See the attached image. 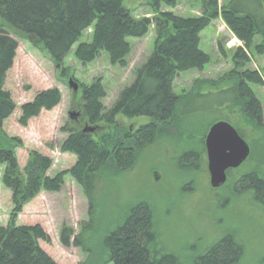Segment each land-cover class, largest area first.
<instances>
[{
	"label": "trees",
	"instance_id": "16d2710c",
	"mask_svg": "<svg viewBox=\"0 0 264 264\" xmlns=\"http://www.w3.org/2000/svg\"><path fill=\"white\" fill-rule=\"evenodd\" d=\"M124 1L0 0V20L4 27L20 38L29 39L34 46H41L60 66L79 44L75 53L79 62L93 63L105 53L112 65L125 68L131 52L128 38H144L152 27L156 36L152 55L109 110L102 104L106 93L100 80L80 88L83 90V118L90 126L102 123L114 126L118 117L149 118L151 123L125 137L102 136L99 141L78 130H66L69 137L60 146V152L74 156L76 163L71 169L50 177L53 160L37 152L30 154L21 171L16 149L22 143L3 132L4 123L17 109L5 86L18 43L0 27V168H5L2 184L11 192L13 204L8 225L0 228V264H57L40 246V242L50 244L43 228L40 225L18 227L16 221L23 208L41 192L60 193L66 177L82 187L89 205L88 220L80 225L77 235L66 225L60 230L63 247L79 248L86 255V260L79 264H183L180 256L161 247L155 212L149 203L132 206L122 221L112 215L107 224L101 217L100 196L111 175L121 176L135 168L139 148L161 136L162 129L177 122L188 108L189 116L197 114L203 108L196 109L197 100L208 97H221V101L210 106L212 111L233 108L234 127L244 140L246 133L253 135V147L250 146L253 158L250 156L247 162L251 160L256 164L254 169L240 175L239 196L249 193L256 204L264 207V156L259 161L255 156L257 148L264 150L263 108L252 90V86H262L264 82L258 72L247 69L248 51L254 50L264 57V0H257L259 6L253 8L237 6L233 1L221 7L219 0H194L201 4L200 16L195 18L160 13L162 6L175 9L177 0H154L153 10L158 15L141 20L134 19L124 9ZM218 20H222L244 44V48H236L233 54V70L215 81L197 80L188 94L176 95L174 83L180 74L203 71L211 63L210 56L201 50L200 35ZM92 28L91 39L81 43L84 33ZM257 38L260 42L255 45ZM219 52L227 56L222 47ZM61 99L58 89L39 93L32 102L20 107L18 124L27 127L29 121L43 111L54 110ZM228 115L226 112V117ZM202 155L203 151L185 152L177 161L179 165H188L185 162L188 156L200 159ZM244 254V245L235 236L227 235L208 247L194 262L238 264Z\"/></svg>",
	"mask_w": 264,
	"mask_h": 264
},
{
	"label": "rangeland",
	"instance_id": "374dc122",
	"mask_svg": "<svg viewBox=\"0 0 264 264\" xmlns=\"http://www.w3.org/2000/svg\"><path fill=\"white\" fill-rule=\"evenodd\" d=\"M232 1L237 6H259L257 0H219V3L223 7ZM153 4L154 0H125L123 7L136 20L153 19L158 15L153 10ZM200 11L201 4L194 0H177L175 9L162 6L159 12L195 18L200 16ZM0 27L18 43L14 65L8 73L5 86L17 109L4 123L3 132L7 137L19 139L22 143L16 149L21 171L26 167L30 154L37 152L53 160L48 175L55 177L76 163L74 156L60 152V146L69 137L66 130L82 132L90 126L83 117L78 121L69 117L72 112L84 115L83 90L80 89L74 95L68 85L69 79H73L80 88L100 80L106 93L102 104L109 110L120 92L134 82L137 70L152 55L156 39L154 27L144 38H128L131 52L126 58L125 68L112 65L105 53H101L93 63L85 65L79 62L75 57L79 44L72 49L64 64L58 67L41 46H34L29 39L15 35L4 27L1 20ZM93 31V28L86 31L81 43L88 42ZM200 37L201 50L210 56L211 63L203 71L191 70L180 74L174 83L176 95L188 94L197 80L215 81L233 70L232 57L236 48L228 49L226 46L236 37L225 23L222 20L214 22ZM254 42L258 45L260 40L257 38ZM219 47L224 49L226 57L221 55ZM248 54L250 63L247 69L258 72L264 82V57L254 50L248 51ZM52 89L60 91L61 103L54 110L43 111L37 118L31 119L27 127L20 126V107L32 102L39 93ZM252 90L262 105L264 121V84L252 86ZM219 101L221 97L218 96L197 100L196 109L203 107L201 111L189 116L191 111L188 108L177 122L162 129L161 136L138 149L137 163L132 171L121 176L115 174L114 177H117L113 181L111 175L100 196L103 205L101 217L105 218L107 224L112 215L122 221L129 208L138 203H149L155 212L161 247L166 252L180 256L183 264H195L194 260L201 253L227 235L235 236L244 245L245 254L238 264H264V207L256 204L249 193L239 196L240 175L254 169L256 163L250 160L241 168L231 171L228 182L219 190H213L209 184L206 134L212 123L219 119H226L235 126L232 107L220 109L219 112L211 110L210 106ZM226 112L229 113L227 117ZM150 123L149 118L118 117L114 126L102 123L98 125L100 130L91 136L96 141L102 136L125 137ZM246 135L245 141L253 147V135ZM190 151H203V158L188 156L185 159L188 165H179L177 159ZM255 156L257 161L261 160L264 150L257 148ZM4 169L0 168V228L10 221L13 210L12 194L2 184ZM154 173L159 174V181H155ZM88 211L89 205L82 187L71 177H66L60 193L41 192L27 204L18 216L16 225H40L50 238V244L40 242L42 249L57 264H79L86 260V255L79 248L63 247L60 230L66 225L77 235L80 225L88 220Z\"/></svg>",
	"mask_w": 264,
	"mask_h": 264
},
{
	"label": "water",
	"instance_id": "95a60500",
	"mask_svg": "<svg viewBox=\"0 0 264 264\" xmlns=\"http://www.w3.org/2000/svg\"><path fill=\"white\" fill-rule=\"evenodd\" d=\"M68 85L74 95L79 93L80 86L73 79H69ZM82 116V113L69 114L71 120H77ZM99 130L100 126H87L82 132L92 135ZM205 151L209 184L213 190L224 187L228 181V172L239 169L251 156L250 145L227 121H218L210 126L205 138ZM153 177L155 181L160 180L158 173H154Z\"/></svg>",
	"mask_w": 264,
	"mask_h": 264
},
{
	"label": "built area",
	"instance_id": "2783aa9c",
	"mask_svg": "<svg viewBox=\"0 0 264 264\" xmlns=\"http://www.w3.org/2000/svg\"><path fill=\"white\" fill-rule=\"evenodd\" d=\"M242 46L237 40H232L230 43L227 44L228 49H232L233 47Z\"/></svg>",
	"mask_w": 264,
	"mask_h": 264
},
{
	"label": "crops",
	"instance_id": "0c3cea01",
	"mask_svg": "<svg viewBox=\"0 0 264 264\" xmlns=\"http://www.w3.org/2000/svg\"><path fill=\"white\" fill-rule=\"evenodd\" d=\"M7 217V216H6ZM7 219V218H6ZM7 224H8V222H7ZM7 224L6 225H4L3 227H6L7 226ZM2 228V227H1Z\"/></svg>",
	"mask_w": 264,
	"mask_h": 264
},
{
	"label": "flooded vegetation",
	"instance_id": "af4514ba",
	"mask_svg": "<svg viewBox=\"0 0 264 264\" xmlns=\"http://www.w3.org/2000/svg\"><path fill=\"white\" fill-rule=\"evenodd\" d=\"M206 160H207V157H206Z\"/></svg>",
	"mask_w": 264,
	"mask_h": 264
}]
</instances>
